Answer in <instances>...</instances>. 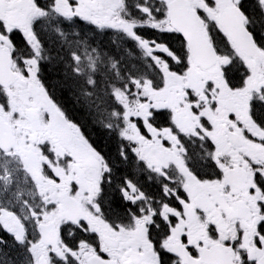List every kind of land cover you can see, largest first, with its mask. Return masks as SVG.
I'll return each mask as SVG.
<instances>
[{
    "label": "snow or ice",
    "instance_id": "snow-or-ice-1",
    "mask_svg": "<svg viewBox=\"0 0 264 264\" xmlns=\"http://www.w3.org/2000/svg\"><path fill=\"white\" fill-rule=\"evenodd\" d=\"M0 264H264V0H0Z\"/></svg>",
    "mask_w": 264,
    "mask_h": 264
}]
</instances>
